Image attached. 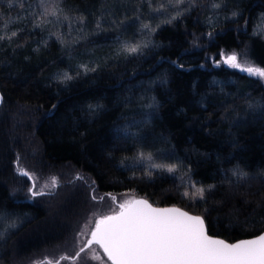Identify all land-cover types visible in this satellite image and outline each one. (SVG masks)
<instances>
[{
	"label": "trees",
	"instance_id": "trees-1",
	"mask_svg": "<svg viewBox=\"0 0 264 264\" xmlns=\"http://www.w3.org/2000/svg\"><path fill=\"white\" fill-rule=\"evenodd\" d=\"M172 1L48 0L34 28L40 0H0L18 32L0 41V264L67 250L93 201L128 193L229 242L264 232V78L224 63L264 69V0ZM20 169L57 186L33 196Z\"/></svg>",
	"mask_w": 264,
	"mask_h": 264
},
{
	"label": "snow or ice",
	"instance_id": "snow-or-ice-1",
	"mask_svg": "<svg viewBox=\"0 0 264 264\" xmlns=\"http://www.w3.org/2000/svg\"><path fill=\"white\" fill-rule=\"evenodd\" d=\"M14 3L24 6L23 0H8V7L11 9ZM148 3L150 5L151 0H148ZM40 4L42 11L31 14L34 28L48 23L47 16L56 15V10L48 8V0H40ZM36 15H39L41 20H36ZM20 18L21 15L18 14L17 19ZM97 26L99 27V24ZM144 27L148 28V25ZM17 34V31H12L10 36L0 34V41L11 40ZM139 48L140 45H123V50L128 53H136ZM224 63L250 75L264 78V69L242 66L237 62L236 55L227 56ZM70 78L65 75V79ZM145 159L152 160V157L149 155ZM149 167L174 171L172 166L155 162ZM19 171L30 180L38 179L28 171ZM233 174L239 173L234 171ZM56 183V179L51 178L50 182L44 183L35 191L37 183H33L29 192L33 196L44 195L43 189L54 188ZM196 191L203 199L205 189L198 188ZM119 208L117 214L104 216L95 222V230L91 232V240L87 242L89 245H99L112 264H264V233L252 239L227 243L208 234L203 217L190 215L180 209L155 208L146 200H128L120 204ZM40 264H53V261H41ZM55 264H59V261Z\"/></svg>",
	"mask_w": 264,
	"mask_h": 264
},
{
	"label": "rangeland",
	"instance_id": "rangeland-1",
	"mask_svg": "<svg viewBox=\"0 0 264 264\" xmlns=\"http://www.w3.org/2000/svg\"><path fill=\"white\" fill-rule=\"evenodd\" d=\"M160 3L164 5L163 12H165L166 15L167 14L171 15L172 13L177 11V9L174 7L175 2L172 0H160ZM180 3H183V1H180ZM52 16L53 15H51V17ZM136 162H139L140 164L145 165L148 168H150L149 165L153 163V161L147 160L145 159V157L142 156L139 159H136ZM151 169L169 172L167 168L164 169L151 168ZM172 172L173 171L169 173ZM50 180L51 178L45 180H40V179L31 180V184L37 183V189H34L35 191L38 190L39 187L42 186L44 183L50 182ZM184 183L192 191H195L197 189L195 183L190 180H186V182ZM54 188H45L43 189V191L50 192ZM103 198L104 197H100L98 198V200L93 201L91 203L92 213L90 212L91 215H89V217L86 220H84L85 222L82 224L80 231L77 234V238L72 243V245L67 250L61 251L60 253L50 257H46L45 258L46 261H53V264H55L56 261H59V264H112V261L108 259L107 254L104 253L103 249L99 245L93 243L86 247V244L89 240H91V232L93 231V229H95L96 221L103 218L104 216L117 214L120 211L119 208L120 204L128 200H138V198L133 193H128L126 195L117 196V197L110 196L107 197L106 199ZM81 249H83L84 251L79 253ZM61 257H67V259L61 260L60 259ZM41 261H42L41 259H35L30 261L29 264H34V263L39 264Z\"/></svg>",
	"mask_w": 264,
	"mask_h": 264
},
{
	"label": "water",
	"instance_id": "water-1",
	"mask_svg": "<svg viewBox=\"0 0 264 264\" xmlns=\"http://www.w3.org/2000/svg\"><path fill=\"white\" fill-rule=\"evenodd\" d=\"M2 100H3V96H2V92H1V90H0V106H1V103H2ZM138 200H146V199H138ZM149 204H151L148 200H146ZM152 205V204H151ZM153 207H155V208H164V209H173V208H175V209H180L181 211H185V212H187V213H189L190 215H195V214H192V213H190V212H188V211H186V210H184V209H182V208H179V207H156V206H154V205H152ZM195 216H200V215H195ZM202 217V216H201ZM205 226H206V222H205ZM206 229H207V226H206ZM208 231V230H207ZM264 233V232H263ZM209 234V233H208ZM262 234V233H261ZM210 235V234H209ZM210 236H212V235H210ZM213 238H217V239H221V240H224L225 242H227V243H236V242H239V241H242V240H248V239H252V238H255V237H257V236H255V237H252V238H247V239H242V240H239V241H236V242H229V241H226L225 239H222V238H220V237H215V236H212ZM87 246H89V244L87 243L86 244V247Z\"/></svg>",
	"mask_w": 264,
	"mask_h": 264
},
{
	"label": "flooded vegetation",
	"instance_id": "flooded-vegetation-1",
	"mask_svg": "<svg viewBox=\"0 0 264 264\" xmlns=\"http://www.w3.org/2000/svg\"><path fill=\"white\" fill-rule=\"evenodd\" d=\"M95 229H93V231H94Z\"/></svg>",
	"mask_w": 264,
	"mask_h": 264
}]
</instances>
